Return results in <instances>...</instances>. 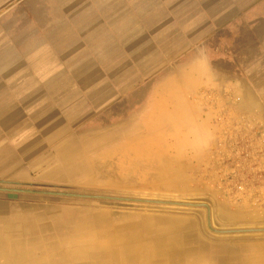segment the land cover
Segmentation results:
<instances>
[{"label":"crops","instance_id":"1","mask_svg":"<svg viewBox=\"0 0 264 264\" xmlns=\"http://www.w3.org/2000/svg\"><path fill=\"white\" fill-rule=\"evenodd\" d=\"M197 47L216 70L195 94L216 131L201 159L264 191V0H0V264H264V195L248 185L216 205L223 224L64 188L76 138Z\"/></svg>","mask_w":264,"mask_h":264},{"label":"rangeland","instance_id":"2","mask_svg":"<svg viewBox=\"0 0 264 264\" xmlns=\"http://www.w3.org/2000/svg\"><path fill=\"white\" fill-rule=\"evenodd\" d=\"M160 85L141 88L130 101L108 107L87 133L76 138L82 150L74 153L77 166L67 173L69 183L64 188L103 195L122 207L181 208L206 215L211 211L212 223H229L226 218L215 219L216 205L231 191H243L247 185L227 183L221 159L174 158L176 135L164 119L173 105ZM197 99L198 95L190 97L194 105ZM248 186L251 192L264 195Z\"/></svg>","mask_w":264,"mask_h":264},{"label":"clouds","instance_id":"3","mask_svg":"<svg viewBox=\"0 0 264 264\" xmlns=\"http://www.w3.org/2000/svg\"><path fill=\"white\" fill-rule=\"evenodd\" d=\"M216 70L208 50L197 47L192 57L178 66L164 81L162 91L169 97L173 110L164 114L169 129L176 135L172 146L177 160H197L213 147L216 131L198 115V108L190 103L198 89L212 80Z\"/></svg>","mask_w":264,"mask_h":264},{"label":"bare ground","instance_id":"4","mask_svg":"<svg viewBox=\"0 0 264 264\" xmlns=\"http://www.w3.org/2000/svg\"><path fill=\"white\" fill-rule=\"evenodd\" d=\"M225 155V154H224ZM243 166V165H242ZM236 167V166H235ZM240 167V166H239ZM254 168V167H253ZM238 170V169H237ZM249 183V182H248ZM248 185V184H247ZM247 200V199H246ZM230 213V212H229ZM159 218V217H158ZM152 219V218H151ZM156 219H157V217H156ZM222 219V218H221ZM140 220V219H139ZM256 220V219H255ZM171 221H173V220H171ZM177 221V220H176ZM138 222V221H137ZM134 223V222H133ZM140 222H138V224H139ZM161 223V222H160ZM168 223H169V221H168ZM58 225V224H57ZM60 225V224H59ZM117 226V225H116ZM161 226H163V225H161ZM165 226H167V225H165ZM151 228V227H150ZM146 230V229H145ZM190 231V230H189ZM161 232V231H160ZM178 232V231H177ZM148 234V233H147ZM170 234V233H169ZM179 234V233H178ZM189 234V233H188ZM195 234V233H194ZM157 235V234H156ZM159 235V234H158ZM165 235V234H164ZM187 235V234H186ZM196 236V235H195ZM200 236V235H199ZM125 237V236H124ZM189 237H191V236H189ZM129 238V237H128ZM148 238V237H147ZM159 238V237H158ZM161 238V237H160ZM185 238V237H184ZM183 238V239H184ZM192 238H194V237H192ZM202 238V237H201ZM125 239V238H124ZM156 238H154L153 240H155ZM195 239V238H194ZM188 240V239H187ZM205 240V239H204ZM45 241V240H44ZM146 241H148L147 239H146ZM151 241V240H150ZM156 241V240H155ZM165 241V240H164ZM163 241V242H164ZM181 241V240H180ZM179 241V242H180ZM191 241V240H190ZM206 241V240H205ZM158 243V242H157ZM175 243H177V242H175ZM185 243V242H184ZM120 244V243H119ZM155 244V243H154ZM171 244V243H170ZM187 244V243H186ZM206 244V243H205ZM204 244V245H205ZM47 245V244H46ZM115 245V244H114ZM177 245V244H176ZM192 245V244H191ZM79 247V246H78ZM82 247V246H81ZM155 247H157V246H155ZM159 247V246H158ZM208 247V246H207ZM9 248V247H8ZM109 248V247H108ZM188 248V247H187ZM7 249V248H6ZM54 249V248H53ZM76 249V248H75ZM167 249V248H166ZM183 249V248H182ZM200 250H202L201 248H200ZM98 251H100V250H98ZM153 251V250H152ZM159 251V250H158ZM182 251V250H181ZM180 251V252H181ZM5 253H8V251L7 252H5ZM17 253H19V252H17ZM157 253V252H156ZM159 253V252H158ZM163 253H165V252H163ZM184 253V252H183ZM13 254V253H12ZM80 254V253H79ZM95 254V253H94ZM181 254V253H180ZM237 254V253H236ZM60 255V254H59ZM184 255V254H183ZM234 255V254H233ZM231 256V255H230ZM10 257V256H9ZM21 257H22V255H21ZM48 257V256H47ZM56 257V256H55ZM132 257V256H131ZM134 257V256H133ZM194 257V256H193ZM196 257V256H195ZM225 257V256H224ZM76 258H77V256H76ZM197 258V257H196ZM220 258V257H219ZM12 259V258H11ZM10 259V260H11ZM23 259V258H22ZM216 259V258H215ZM154 260V259H153ZM222 260V259H221ZM75 261V260H74ZM136 261V260H135ZM175 261V260H174ZM241 261V260H240ZM99 262V261H98ZM152 262V261H151ZM169 262V261H168ZM218 262H219V260H218ZM221 262V261H220ZM249 262V261H248ZM9 263V262H8ZM12 263H13V261H12ZM92 263V262H91ZM171 263V262H170ZM226 263H227V261H226ZM225 263V264H226ZM242 264V263H241ZM249 264V263H248ZM250 264H252V263H250Z\"/></svg>","mask_w":264,"mask_h":264},{"label":"water","instance_id":"5","mask_svg":"<svg viewBox=\"0 0 264 264\" xmlns=\"http://www.w3.org/2000/svg\"><path fill=\"white\" fill-rule=\"evenodd\" d=\"M0 182L7 183V181H0Z\"/></svg>","mask_w":264,"mask_h":264},{"label":"built area","instance_id":"6","mask_svg":"<svg viewBox=\"0 0 264 264\" xmlns=\"http://www.w3.org/2000/svg\"><path fill=\"white\" fill-rule=\"evenodd\" d=\"M263 141H264V138H263Z\"/></svg>","mask_w":264,"mask_h":264}]
</instances>
